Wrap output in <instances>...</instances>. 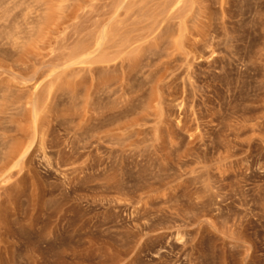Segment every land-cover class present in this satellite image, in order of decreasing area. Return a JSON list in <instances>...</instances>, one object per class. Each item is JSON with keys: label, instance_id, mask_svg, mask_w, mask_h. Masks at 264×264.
Segmentation results:
<instances>
[{"label": "rangeland", "instance_id": "374dc122", "mask_svg": "<svg viewBox=\"0 0 264 264\" xmlns=\"http://www.w3.org/2000/svg\"><path fill=\"white\" fill-rule=\"evenodd\" d=\"M0 264H264V0H0Z\"/></svg>", "mask_w": 264, "mask_h": 264}, {"label": "bare ground", "instance_id": "6f19581e", "mask_svg": "<svg viewBox=\"0 0 264 264\" xmlns=\"http://www.w3.org/2000/svg\"><path fill=\"white\" fill-rule=\"evenodd\" d=\"M178 1L182 2L183 0H178ZM36 30H37V27L32 26L30 31L27 33L28 35L22 36V31L16 30V28H13L7 32V35L11 39V43L13 46L17 48H21L25 44L24 39H26L27 36L28 38L33 36ZM106 36H107V33H105L104 37ZM101 45L102 44L100 43V45L98 46L101 47ZM92 46H93L92 44H87V45H83L77 48L70 54L69 59L73 60L75 63H84V62L89 61L91 58L90 51H91ZM209 46H212V44L210 43ZM42 105H43V100L40 98H36L33 102V118H34L33 120H34L35 129L38 125ZM32 143H33V138L29 137L21 141L16 146H14L11 150V153L9 154V159L7 163L15 162L17 165L23 163V161L25 160L32 146Z\"/></svg>", "mask_w": 264, "mask_h": 264}]
</instances>
